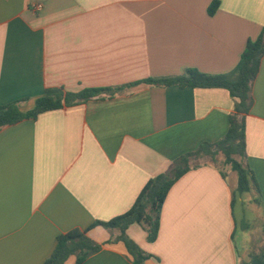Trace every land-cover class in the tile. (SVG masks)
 Returning a JSON list of instances; mask_svg holds the SVG:
<instances>
[{
    "label": "crops",
    "instance_id": "0c3cea01",
    "mask_svg": "<svg viewBox=\"0 0 264 264\" xmlns=\"http://www.w3.org/2000/svg\"><path fill=\"white\" fill-rule=\"evenodd\" d=\"M263 26L264 0H0V105L25 100L29 111L50 88H116L189 69L230 75ZM253 96L245 161L264 213V58ZM234 108L225 88L140 84L5 126L0 264H44L59 235L126 213L177 158L223 139ZM211 159H194L198 167L175 182L155 241L138 223L127 229L151 255L146 264H251L264 256V235L239 229L237 172ZM89 236L111 237L102 227ZM75 262L72 255L65 264ZM82 264L133 260L117 242Z\"/></svg>",
    "mask_w": 264,
    "mask_h": 264
},
{
    "label": "trees",
    "instance_id": "16d2710c",
    "mask_svg": "<svg viewBox=\"0 0 264 264\" xmlns=\"http://www.w3.org/2000/svg\"><path fill=\"white\" fill-rule=\"evenodd\" d=\"M218 6L219 2L213 3L209 12L214 13ZM263 58L264 26L255 40L250 39L247 42L240 63L230 75L213 76L189 69L185 75L149 78L116 88H86L77 93L65 92L61 88H50L36 100L35 107L29 111H23L21 108L25 100L0 105L1 131L5 126L15 125L26 119H36L41 113L101 98L102 95L114 96L123 88L136 87L140 84L161 87L179 85L181 87L225 88L235 98V108L230 115L229 130L223 139L214 144L202 143L197 150L177 158L169 172L149 180L132 208L126 213L109 221L98 220L84 230L75 229L59 235L55 251L44 264H65L72 255L76 256L75 264H82L91 255L99 252L103 245L117 242L125 245L133 264H146L151 255L146 254L127 235V229L132 224L138 223L147 232L148 241H155L159 233L161 211L171 188L184 174L198 167L193 160L203 156H210L216 160V155L222 152L225 156V164L230 165L238 174L237 194L254 195L258 193V203L261 204L262 193L258 181L254 171L245 160L247 158L246 117L255 103L253 85L259 74ZM98 227L111 231L118 230L119 234L114 240L98 243L89 236V233ZM251 264H264V256L254 258Z\"/></svg>",
    "mask_w": 264,
    "mask_h": 264
},
{
    "label": "rangeland",
    "instance_id": "374dc122",
    "mask_svg": "<svg viewBox=\"0 0 264 264\" xmlns=\"http://www.w3.org/2000/svg\"><path fill=\"white\" fill-rule=\"evenodd\" d=\"M210 161H213L212 159ZM201 161L194 160V164H199ZM215 164L223 168L229 174L232 173L231 166L225 164V156L222 152L216 155ZM245 198V204L237 203L236 205V216L238 219L239 229L245 234L255 233L256 235H264V213L262 211L260 203H258L259 195L254 193L250 195L246 193L243 195ZM249 206V207H248ZM110 239L114 240L119 232L118 230H109Z\"/></svg>",
    "mask_w": 264,
    "mask_h": 264
},
{
    "label": "built area",
    "instance_id": "2783aa9c",
    "mask_svg": "<svg viewBox=\"0 0 264 264\" xmlns=\"http://www.w3.org/2000/svg\"><path fill=\"white\" fill-rule=\"evenodd\" d=\"M41 7H42L41 5H36L35 9L37 10V9H40Z\"/></svg>",
    "mask_w": 264,
    "mask_h": 264
}]
</instances>
